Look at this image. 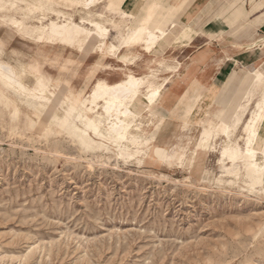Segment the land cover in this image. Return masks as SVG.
I'll return each instance as SVG.
<instances>
[{
  "label": "rangeland",
  "instance_id": "374dc122",
  "mask_svg": "<svg viewBox=\"0 0 264 264\" xmlns=\"http://www.w3.org/2000/svg\"><path fill=\"white\" fill-rule=\"evenodd\" d=\"M5 1L0 60L25 71L30 89L38 87V67L50 78L45 96L51 102L2 86L24 113L19 120L0 118V264H264L263 189L243 188L245 167L223 157L229 143L223 134L213 141V133L201 137L207 121L223 119L225 103L172 118L160 99L151 116L144 112L134 119L143 124L140 142L154 136L151 150L128 156L105 114L107 94L91 108L102 114L104 137L91 132L70 99L92 101L99 82L112 85L105 75L111 74V83L124 79L109 58L119 60L124 48L141 47L121 44L129 30L149 26L136 21L149 7L146 0H100L89 7L82 0ZM162 1L171 7L170 0ZM220 1L230 9L231 0ZM42 18L41 38L20 32L38 28ZM91 20L110 32L92 27ZM52 22H74L88 32H75V44L66 46L61 36H51ZM154 55L167 60L161 52ZM143 64L158 68L148 60ZM93 112L84 114L94 118ZM28 114L46 120L47 128L30 127ZM84 133L91 136L79 137ZM241 136L237 132L232 140L242 143ZM201 139L206 146L197 151Z\"/></svg>",
  "mask_w": 264,
  "mask_h": 264
},
{
  "label": "crops",
  "instance_id": "0c3cea01",
  "mask_svg": "<svg viewBox=\"0 0 264 264\" xmlns=\"http://www.w3.org/2000/svg\"><path fill=\"white\" fill-rule=\"evenodd\" d=\"M231 1L228 10L227 7H222L220 0H170L171 7H166L162 0H146L149 7L136 21L140 20V24L147 22L152 32L163 31L164 35L150 52L142 43L141 47L124 48L120 52L119 60H109H116L117 66L125 73L124 79L119 82L128 79V70L132 71L135 80L151 76L155 86L168 82L166 90L159 98L162 99L161 110L167 117L190 116L195 114L199 106L202 109L203 106H214L216 109L225 103L226 112L221 114L223 119L219 123L207 121L201 137L207 138L215 128H220V133L224 135L227 129L224 118L230 112L228 126L232 137L237 132L245 136V140L239 142L240 148H247L253 133L257 135L255 147L262 150L264 0ZM211 5L213 9L210 8ZM180 24L186 27L176 32V27ZM192 30L196 31L193 36ZM160 52L168 61L154 58V53ZM131 54H134V62L126 65L128 59H132ZM123 57L126 62L122 60ZM106 59L108 58H104ZM143 60L156 63L158 68L153 67V64L145 68ZM148 68L149 73L144 74ZM163 72L165 74L161 75ZM103 78L107 83L113 84L111 74ZM240 101H246L247 111L242 124L237 127L233 116ZM252 105L253 108H250ZM152 113L149 111L148 115ZM142 129L144 130L143 127ZM153 137L150 138L151 141ZM204 141L201 139L199 143ZM237 141L238 139L235 142Z\"/></svg>",
  "mask_w": 264,
  "mask_h": 264
},
{
  "label": "bare ground",
  "instance_id": "6f19581e",
  "mask_svg": "<svg viewBox=\"0 0 264 264\" xmlns=\"http://www.w3.org/2000/svg\"><path fill=\"white\" fill-rule=\"evenodd\" d=\"M99 1L100 0H82L81 5L89 7L99 3ZM12 3L10 4L12 5ZM6 4L7 2L5 0H0V10H4L7 7ZM44 20L46 19H41V26L38 28L27 29L23 27L20 29V32L25 35L27 32H29L31 34L30 36L34 38H41L42 33L45 30L43 24ZM88 23L98 30L106 33L110 32L109 28L105 27L101 22L91 20L88 21ZM49 32L51 33L52 37L61 36L60 39L63 45L72 46L75 44L76 40L73 37L75 32L81 34V32L85 33L88 31L74 22H64L62 24L52 22ZM128 32V36L121 44L122 47L141 45L144 43L148 52L154 48V46L164 35L163 31H159V33L152 32L149 26L146 24L139 26L134 30H129ZM34 73L38 82V87L30 89L27 87V85H25L23 79L25 76V71L19 73L11 65L0 60V118L11 115L19 120L24 113L22 111L20 101L16 98H13L2 87L4 84L12 89L15 93L20 95L28 93L34 98H45L48 102H51V99L45 96V91H47L48 84H50V78L42 73L38 67H35ZM256 74L260 75L259 72ZM132 75V71L128 70V72H126L128 79L124 82H117L113 83L112 85L99 82L92 95V101L85 102L84 99H77L75 97L70 98L72 103L76 105L75 110L80 109L84 117L88 119L91 126V132H93V134L96 136L104 137L107 130L106 127H104L100 122V116H102V114L99 112H93L91 108L93 105L99 104V102H101L103 99V95L107 94L109 98L105 101V114L111 118L110 124L115 141L120 147L127 148V150L123 152L128 156L135 155L136 150L143 152H149L151 150V145L153 143L150 139L145 138L142 142H140L139 138L144 132L142 129L143 124H136L134 119L140 114L144 113L146 110L148 112H153V110L156 108L159 98L166 90L168 85V82H164L160 86H155L151 76L135 80ZM238 105V109L233 116L237 127L242 124L247 111L246 101H240ZM86 112H93L95 117H88L84 114ZM229 114L230 112H228L224 118V125L227 126V129L224 131V135L229 140V143L221 149L223 157H227L233 162H239L238 165L243 164L245 167L247 176L242 181L243 188L254 191L258 188H262L264 193V149L259 150L255 147L257 144V135L253 133H251L253 138L249 139L247 148L245 147L241 149L239 146V140L237 142L232 141L231 129L228 126V123L231 119ZM229 116L230 118L228 119L227 117ZM55 120L58 119L55 118ZM27 123L30 127L36 128L38 131H42L48 126L46 120L38 117V121H35L32 119V117H30L29 114L27 117ZM219 134L220 128H215L212 141L215 140ZM90 136L91 135L89 133H84L79 137L89 138ZM240 139L245 140V136H241ZM205 146L206 145L203 143H199L197 151L201 149L204 150ZM160 150L161 149L157 148L156 145L154 146V154L157 156L160 154ZM194 155L197 156L198 152L197 154L194 153L193 156Z\"/></svg>",
  "mask_w": 264,
  "mask_h": 264
}]
</instances>
